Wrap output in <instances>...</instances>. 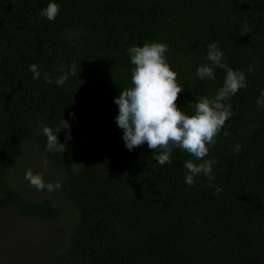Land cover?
I'll list each match as a JSON object with an SVG mask.
<instances>
[{"label":"trees","instance_id":"1","mask_svg":"<svg viewBox=\"0 0 264 264\" xmlns=\"http://www.w3.org/2000/svg\"><path fill=\"white\" fill-rule=\"evenodd\" d=\"M57 2L60 13L49 21L40 15L49 0H0V199L20 217L65 232L39 264H264V110L256 103L264 89V0ZM151 41L169 46L184 87L177 105L189 115L196 100L223 86L224 69L215 68V80L196 75L210 64V43L247 76V88L229 101V134L222 130L204 158L216 160L211 183L219 195L203 174L185 183L184 162L195 161L187 152L177 148L172 163L160 165L147 144L125 147L114 100L132 86L129 47ZM31 64L40 79H32ZM63 118L72 138L53 155L41 129ZM27 149L44 156L56 174L49 182L60 189L39 196L15 183V171L32 166L23 162Z\"/></svg>","mask_w":264,"mask_h":264},{"label":"clouds","instance_id":"2","mask_svg":"<svg viewBox=\"0 0 264 264\" xmlns=\"http://www.w3.org/2000/svg\"><path fill=\"white\" fill-rule=\"evenodd\" d=\"M60 10L57 0H49L40 15L49 21H55ZM168 48L167 43L156 41L129 47L128 56L134 66L131 70L132 86L123 89L114 100L118 106L116 123L123 132L122 139L129 151L147 144L149 149L155 150L153 158L160 165L171 164V157L177 148L195 157V161L202 160V163H196L192 159L184 162L183 166L187 169L185 183L192 187L196 183V177L203 174L209 181L208 186L215 187V194L219 195L222 189L211 183L216 179L213 170L216 160L204 158L208 156L210 147L214 146V138L222 130L224 135L229 134L227 122L234 115L229 101L241 89L247 88V76L224 62L225 53L218 42L210 43L206 56L210 64L199 65L196 75L201 80H215V68L224 69L226 75L223 86L211 97L196 100L194 113L189 115L177 105L178 96L184 87L178 84V73L167 60ZM252 70L249 68V71ZM29 71L33 74L32 79H40L42 72L37 64L29 65ZM43 76L47 83L53 82L47 73ZM66 79L67 75L61 76L55 83L62 86ZM256 103L258 110H264V89L260 91ZM64 130H67V134L62 143L59 134ZM41 132L47 140L46 151L53 155L64 153L67 141L72 138L71 123L64 118L55 128L43 126ZM235 151H240L239 145L235 146ZM24 179L37 190L55 191L62 187L59 181L55 184L46 182L44 175L32 168L26 169Z\"/></svg>","mask_w":264,"mask_h":264},{"label":"rangeland","instance_id":"3","mask_svg":"<svg viewBox=\"0 0 264 264\" xmlns=\"http://www.w3.org/2000/svg\"><path fill=\"white\" fill-rule=\"evenodd\" d=\"M23 162L32 165L29 166L32 169L41 170L48 182L56 178L51 166L38 150L27 149ZM14 181L28 194L41 196L45 193L25 180L19 170L14 173ZM64 242L63 226L45 221H28L10 211L0 199V264L45 262Z\"/></svg>","mask_w":264,"mask_h":264}]
</instances>
